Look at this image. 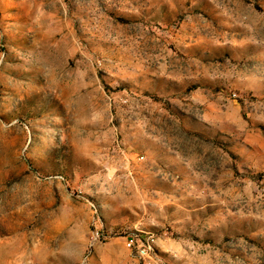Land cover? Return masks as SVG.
Listing matches in <instances>:
<instances>
[{
  "label": "rangeland",
  "instance_id": "rangeland-1",
  "mask_svg": "<svg viewBox=\"0 0 264 264\" xmlns=\"http://www.w3.org/2000/svg\"><path fill=\"white\" fill-rule=\"evenodd\" d=\"M0 264H264V0H0Z\"/></svg>",
  "mask_w": 264,
  "mask_h": 264
},
{
  "label": "built area",
  "instance_id": "built-area-1",
  "mask_svg": "<svg viewBox=\"0 0 264 264\" xmlns=\"http://www.w3.org/2000/svg\"><path fill=\"white\" fill-rule=\"evenodd\" d=\"M141 253L146 254L147 251L143 248V249L141 250Z\"/></svg>",
  "mask_w": 264,
  "mask_h": 264
}]
</instances>
